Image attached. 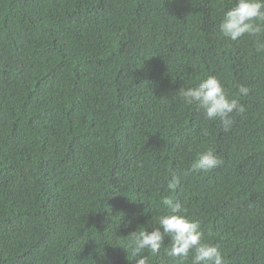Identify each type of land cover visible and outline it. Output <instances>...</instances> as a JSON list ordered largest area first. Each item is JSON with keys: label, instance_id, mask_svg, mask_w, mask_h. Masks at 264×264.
Masks as SVG:
<instances>
[{"label": "trees", "instance_id": "trees-1", "mask_svg": "<svg viewBox=\"0 0 264 264\" xmlns=\"http://www.w3.org/2000/svg\"><path fill=\"white\" fill-rule=\"evenodd\" d=\"M233 2L0 0V264H135L165 196L225 264H264V52L219 35ZM209 75L246 109L228 132L179 95ZM165 247L142 255L191 264Z\"/></svg>", "mask_w": 264, "mask_h": 264}, {"label": "clouds", "instance_id": "clouds-1", "mask_svg": "<svg viewBox=\"0 0 264 264\" xmlns=\"http://www.w3.org/2000/svg\"><path fill=\"white\" fill-rule=\"evenodd\" d=\"M218 33L230 41H237L245 36L256 38V51L264 52V42L259 41L261 34H264V0H234L233 6L223 12ZM249 92V87L239 86L242 96H247ZM179 95L186 104L195 105L206 119H219L225 132L231 130L233 114H243L246 110L237 99L229 97L215 75L201 79L195 86L180 88ZM222 163L223 160L209 150L199 154L190 170L208 172ZM180 183L181 176L173 174L168 187L174 188ZM162 205L166 206L167 211L158 217V227L148 230L140 226L128 234V245L124 249L126 252L130 249L132 256L138 257L135 264H148V257L142 253L147 251L158 254L162 245H166L167 256L181 261L191 255V264H225L221 250L205 242L200 223L183 214L179 201L165 196L162 198ZM130 225L131 221L125 227Z\"/></svg>", "mask_w": 264, "mask_h": 264}]
</instances>
